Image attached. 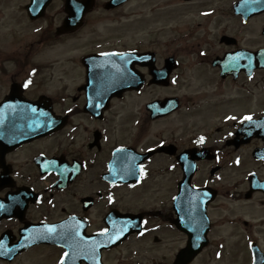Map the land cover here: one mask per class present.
<instances>
[{
  "label": "flooded vegetation",
  "instance_id": "1",
  "mask_svg": "<svg viewBox=\"0 0 264 264\" xmlns=\"http://www.w3.org/2000/svg\"><path fill=\"white\" fill-rule=\"evenodd\" d=\"M97 14L85 11L82 26L72 33L56 35L59 26H49L52 60L44 62L37 59L30 32L23 36L10 26L7 38L0 34V236L11 233V243L23 244L17 257L24 264H64L74 242L93 250L98 264H171L187 247V236L173 223L199 206L191 194L182 200L183 163L193 161L198 170L189 189L215 192L206 205L210 245L213 229L234 224V208L249 204L264 211V186L256 185L245 200L249 176L264 183V130L245 123V117L264 116L247 107L252 92L246 91L252 79L264 88V69L223 78L213 65L237 49H264V24L245 46L196 50L188 57L184 49L159 55L144 43L102 44ZM261 18L264 13L252 20ZM33 23L27 20V29ZM55 42L67 47L65 63L53 57ZM130 52L136 59L154 56L157 69L168 58L178 67L162 87L151 83L146 62H134L142 88L107 99L102 55L109 59L114 53L119 61ZM195 67L202 79L194 78ZM180 70L191 72L190 82ZM225 84L240 85L238 98L221 90ZM128 95L134 98L123 103ZM166 98H176L175 111L152 117L148 106ZM125 173L138 177L136 182H116ZM256 225L262 233L264 220ZM122 234L126 240L116 245Z\"/></svg>",
  "mask_w": 264,
  "mask_h": 264
},
{
  "label": "rangeland",
  "instance_id": "2",
  "mask_svg": "<svg viewBox=\"0 0 264 264\" xmlns=\"http://www.w3.org/2000/svg\"><path fill=\"white\" fill-rule=\"evenodd\" d=\"M105 0H98L101 4ZM235 0H196L190 5L183 4L182 0H131L127 7L120 10L121 12L129 15V18L133 21L131 25L129 23L127 27L122 30H119L118 33H114L113 36H118L124 34V41L129 43L138 44L139 42L146 45L152 46V49L162 54L163 51H179L183 49L191 50L207 49L210 53H216L223 51V47L220 46L218 42V33L221 32L222 28H227V33L232 36H237L238 38L243 37L245 31L246 35L250 32L249 27L241 28L238 20L234 19L230 12V5ZM0 0V9H4L3 17L7 18L10 21L11 18L16 17L19 27L25 25L24 19L20 16L21 0H10L7 4L8 7H4ZM62 3V2H61ZM148 3V4H147ZM148 5L146 8L144 6ZM215 6L220 7V14L215 17L214 14L212 17L201 18L200 12L209 7ZM97 9H101V6H98ZM61 11L60 0H54L52 7L48 10V14L53 16L52 24L57 22L58 17L56 16L57 12ZM132 12L133 14H131ZM160 12V13H157ZM102 15V13H99ZM127 15L118 13L117 15H111L105 17V20L114 22H119L124 20L122 17ZM165 16V17H164ZM139 18V23L135 22ZM144 18V20H142ZM146 18H149L148 20ZM214 18V21H212ZM99 18L96 17V21ZM218 20L220 21L217 25ZM104 21V19H103ZM44 25V24H43ZM126 24L116 23L115 27L123 26ZM34 27L39 26V24L33 25ZM220 27V29H218ZM101 30V28H100ZM24 31V28H22ZM104 32L101 33L100 42L113 41L110 36L108 39L104 38ZM192 51V50H191ZM191 54V53H189ZM182 55V54H181ZM65 56V55H64ZM68 57H64L61 54V59L66 62ZM194 70V68L192 69ZM199 74L197 73V76ZM196 76V77H197ZM209 79L213 78L212 74L209 73L207 76ZM198 79H202L201 76ZM234 86L228 85L224 86L223 92L233 93L235 91ZM143 94V93H142ZM162 93L156 92L155 95ZM142 96V95H141ZM150 96V94H148ZM263 95L261 96V98ZM123 103L131 101L134 97L128 95ZM256 100V99H255ZM254 102L249 101L248 108L253 105L257 107L260 101L257 100ZM262 250L264 251V243L262 244ZM227 252L230 255H238L233 257L230 261H227L225 256L220 260L214 259H204L196 260L193 264H245L244 258L247 257L248 253L244 252V244H239L238 246H228ZM244 262V263H242Z\"/></svg>",
  "mask_w": 264,
  "mask_h": 264
},
{
  "label": "water",
  "instance_id": "3",
  "mask_svg": "<svg viewBox=\"0 0 264 264\" xmlns=\"http://www.w3.org/2000/svg\"><path fill=\"white\" fill-rule=\"evenodd\" d=\"M49 1H50V0H42V4H41V6H37L35 3L33 4L32 8H33V10L36 11V13H38V12L41 11L37 16H41L42 11L45 9V7H46L47 4L49 3ZM89 7H90V5H89ZM83 8H84V10H85L86 8H88V5H85V7H83ZM39 10H40V11H39Z\"/></svg>",
  "mask_w": 264,
  "mask_h": 264
},
{
  "label": "snow or ice",
  "instance_id": "4",
  "mask_svg": "<svg viewBox=\"0 0 264 264\" xmlns=\"http://www.w3.org/2000/svg\"><path fill=\"white\" fill-rule=\"evenodd\" d=\"M24 86L27 87L28 84L26 83ZM245 119L250 121L252 118H251V117H245ZM201 142H203V138H201ZM48 231H49V232H52V231H54V229H48ZM104 231L107 232V229H105ZM67 255H68V254L65 253V256H67Z\"/></svg>",
  "mask_w": 264,
  "mask_h": 264
}]
</instances>
